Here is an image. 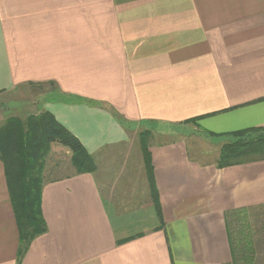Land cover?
I'll list each match as a JSON object with an SVG mask.
<instances>
[{"label": "crops", "instance_id": "0c3cea01", "mask_svg": "<svg viewBox=\"0 0 264 264\" xmlns=\"http://www.w3.org/2000/svg\"><path fill=\"white\" fill-rule=\"evenodd\" d=\"M18 91L95 169L48 168L46 229L17 263L0 159V264H257L241 244L264 158L217 161L234 132L264 130V0H0V100ZM145 121L159 208L133 131Z\"/></svg>", "mask_w": 264, "mask_h": 264}, {"label": "trees", "instance_id": "16d2710c", "mask_svg": "<svg viewBox=\"0 0 264 264\" xmlns=\"http://www.w3.org/2000/svg\"><path fill=\"white\" fill-rule=\"evenodd\" d=\"M146 122L150 121L143 124ZM148 130L149 128H144L139 132L138 145L146 166L151 196L159 208L147 144L152 132ZM234 133L238 139L225 143L220 148L218 167L264 158V130L245 129ZM53 142L71 152L70 161L75 173L94 171L93 157L82 142L47 110L29 114L24 119L10 117L0 127V159L4 164L10 202L19 228L17 263H20L30 240L46 229L40 201L44 183L42 173L45 169V157ZM232 259L235 264V252Z\"/></svg>", "mask_w": 264, "mask_h": 264}, {"label": "rangeland", "instance_id": "374dc122", "mask_svg": "<svg viewBox=\"0 0 264 264\" xmlns=\"http://www.w3.org/2000/svg\"><path fill=\"white\" fill-rule=\"evenodd\" d=\"M44 89L50 90L52 89V87L49 84H43L42 90ZM40 91L34 90L33 93L34 95L36 94L39 96L41 93ZM37 101L36 99L25 97V95H23L22 92H19V91L14 92L13 94H10L9 97L3 98V100H0V127L3 126L5 123H7L10 117L24 119L26 117V114L35 112L36 110L34 109L35 108L34 102H37ZM142 126L143 124L138 125L136 130H133L136 133L137 138L139 137L138 135L139 132L142 131V129L144 128H149L148 131L153 132L151 131L154 127L153 123L146 122V126L145 127L144 126L142 127ZM50 146H51L49 147L50 152L47 153L45 160H44L45 167H46V169L44 170L46 171L42 173L43 176L45 177L47 176V173H50L48 172V168H51L50 171H52L50 176H54V177L61 176L66 173L68 174L70 172L75 171V168L70 161L71 152L67 148H62L56 142L51 143ZM132 148H133V145L130 149ZM254 217L255 215L253 214L252 218H247V223L244 224L248 226L247 227L248 230H246V233H243L244 234L243 243L241 244L242 250L244 252L247 251L248 253L246 252V255H249V256H250L249 254L250 249L253 252L255 251L256 253L255 263L264 264V207L258 213V217L256 218ZM252 236H253V241L251 243L250 238ZM238 245L239 247L241 246L240 243Z\"/></svg>", "mask_w": 264, "mask_h": 264}]
</instances>
